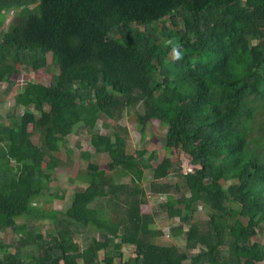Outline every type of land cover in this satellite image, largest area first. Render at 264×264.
Instances as JSON below:
<instances>
[{
	"label": "trees",
	"instance_id": "obj_1",
	"mask_svg": "<svg viewBox=\"0 0 264 264\" xmlns=\"http://www.w3.org/2000/svg\"><path fill=\"white\" fill-rule=\"evenodd\" d=\"M22 67L56 73L26 82L0 121V264H264V0H0L6 92ZM124 116L142 136L158 119L163 146L189 147L194 168L128 152L125 126L88 124ZM79 128L107 169L91 161L66 210L48 208L46 194H66L53 184L63 161L51 147L70 152ZM153 161L148 190L166 201L143 213ZM101 209L113 234L95 218ZM162 211L179 219L184 247L154 241ZM46 218L54 231L38 228Z\"/></svg>",
	"mask_w": 264,
	"mask_h": 264
},
{
	"label": "rangeland",
	"instance_id": "obj_2",
	"mask_svg": "<svg viewBox=\"0 0 264 264\" xmlns=\"http://www.w3.org/2000/svg\"><path fill=\"white\" fill-rule=\"evenodd\" d=\"M14 19V14H10L6 20V22L1 24L2 29H7ZM48 62L51 63V54L48 55ZM56 73L54 69H40L34 71L30 68H21V71L13 76V80H15V84L13 88H11L8 92H6L8 85L3 84L0 86V121H4L8 123L7 114L10 109L13 108L15 103V95L22 91L24 85L28 81L40 82L48 85L51 80L53 74ZM88 124H95L98 130L101 133L105 134H113L115 126H125L128 131L127 136V144H128V152L136 154L138 156L143 154L144 150H155L157 151L160 157H170L175 164L180 163V166L183 169V172H189L194 168V164L192 163V159L194 158V151L191 150L187 146H180L178 149L168 150L163 146L162 137L165 134V126L162 125L158 119H153L149 128L146 130L144 136H142L135 122H133L128 116H124L120 121L113 120H98L94 122V120L88 121ZM76 126L75 129H77ZM35 143H44L49 147L50 140H42L38 135L33 137ZM70 152H68L65 148H61L60 151L55 150V148L51 147V152L58 156L63 163L53 170L54 174L57 177L56 182L53 184H58L59 187H63L66 189V194L64 199H58L54 196H50L46 194L43 198V202L48 208L56 209L60 211H65L66 208L70 205L71 197L76 187H87L86 180L82 179L80 181H76L78 176L83 174L88 166V164L92 161L97 163L101 168L107 169L108 156L106 154H97L95 153L94 148L91 146L87 131L78 129V133L74 134L70 140L68 145ZM85 152H89L91 154V159L88 161ZM152 165H156L153 161L151 166H149L145 170V178L143 182H141L142 187L146 191V203L142 205L143 213H151L153 210H160V203L166 201L165 195H157L153 194L148 190L149 182L152 178L151 176V167ZM173 176V175H172ZM171 174L167 178L169 180ZM124 180H129V175L126 173ZM76 181V182H75ZM230 182L227 183L229 185ZM54 188H51V192H53ZM42 203L40 206H43ZM109 211V210H108ZM105 209H101L97 212L95 218L99 225H103L104 228L108 229L110 234H113L116 231V226L112 222L111 212H108ZM199 218L206 217L205 209L198 214ZM22 221H25L23 219ZM156 226L161 231V235L154 239L155 242H158L162 245H176L178 247H184L186 244L184 235L181 233L182 231L179 229V219L177 218H169L165 212H160V215L155 217ZM55 219L54 218H46L40 224H38V228L45 231H54L55 230ZM83 238L81 236H77V241L82 245ZM260 240L264 243V234H261ZM123 258L127 260L129 257L134 255V248L129 245H125L123 250Z\"/></svg>",
	"mask_w": 264,
	"mask_h": 264
},
{
	"label": "clouds",
	"instance_id": "obj_3",
	"mask_svg": "<svg viewBox=\"0 0 264 264\" xmlns=\"http://www.w3.org/2000/svg\"><path fill=\"white\" fill-rule=\"evenodd\" d=\"M165 44L171 45V57L173 60L180 59L182 52L180 50V46L178 44L173 43L172 40H165Z\"/></svg>",
	"mask_w": 264,
	"mask_h": 264
}]
</instances>
